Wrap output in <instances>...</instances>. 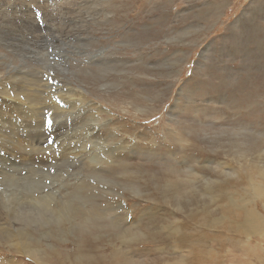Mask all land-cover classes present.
<instances>
[{
  "label": "rangeland",
  "instance_id": "obj_1",
  "mask_svg": "<svg viewBox=\"0 0 264 264\" xmlns=\"http://www.w3.org/2000/svg\"><path fill=\"white\" fill-rule=\"evenodd\" d=\"M98 2L103 11L90 19L86 36L104 55L71 60L72 70L79 71L56 80L65 88L60 100L52 92L60 85L44 88L42 76L32 70L41 63L0 42V103L17 104L23 97L21 104L32 110L42 99L63 114L57 124L72 127L64 145L68 135L82 137L90 123L86 107L72 108L76 101L65 99L84 93L89 108L96 107V122L124 142L111 158L100 153L106 162L95 167H101L105 182H96L106 188L84 191L91 220L78 212L60 220V231L55 222H45L40 229L47 234L33 231L27 239L43 249L35 257L4 242L0 233V264H260L255 254L264 255L263 237H250L246 252L232 245L244 238L235 228L200 226L198 232L194 221H203L200 207L209 203L210 190L204 186L203 194L201 178L227 180L224 188L230 190L243 180L226 169L264 172V0H0V39L44 34L45 12L71 19L77 6L90 9ZM89 60L110 61V67L81 69ZM99 74L102 80L93 81ZM66 82L74 93L66 91ZM0 110L16 112L6 104ZM54 149L63 153L62 146ZM114 177L122 181L115 184ZM115 194L124 201L121 216L100 218L101 209L112 213ZM226 202L207 204L209 215L223 212ZM177 226L178 232L171 231Z\"/></svg>",
  "mask_w": 264,
  "mask_h": 264
},
{
  "label": "bare ground",
  "instance_id": "obj_2",
  "mask_svg": "<svg viewBox=\"0 0 264 264\" xmlns=\"http://www.w3.org/2000/svg\"><path fill=\"white\" fill-rule=\"evenodd\" d=\"M87 1L89 2V0ZM77 9L76 14L72 12L73 16L71 19L62 16L56 17L53 13L48 14L45 12L43 19L40 21L42 25L40 22L38 23L41 28L47 31L44 34H32L28 39V35L18 37L16 33H11L9 38L2 39L4 35L0 39L6 50L7 48L12 50L14 48L21 52L26 51L33 61L41 63L42 66L35 67L36 70H32L38 74V77L42 76L39 79V83L44 88L54 86V84L60 85L58 91H52L54 99L58 100H60V95L63 94L65 88L56 80L62 79L65 74L73 76L79 71V69L78 71L72 70L71 67L74 68V66H71V60H77L78 56L89 57V59L93 60V58L100 57L105 51L101 48H92V44L88 39L90 37L88 32L91 29L89 24L93 23L90 19L94 20L100 16L103 11V3H94L90 9L87 6L84 9H80L77 6ZM109 62L92 64L89 60L87 64H81V66L79 64V66L81 69L86 67L92 72L94 70H101L99 72H102L110 67L107 65ZM10 64L11 61L9 60L7 65L10 66ZM20 70L21 67L18 66L16 72ZM57 72L61 74H56ZM57 75L60 76L58 77ZM102 77L103 75L99 74L98 77H93L92 80L100 82ZM75 79L86 84V82H82L78 78ZM66 86V91L74 93L68 88V82H66ZM76 96L78 97L73 98L70 95L65 99H74L76 101V107L72 108L82 105L86 107L89 112L88 119L90 123L85 125L86 131L83 132L82 137L78 134L76 137L68 135L64 145L60 142H62L65 134L72 127L67 122L57 124V120L63 117V114L52 112L42 99L37 103V107L32 110L25 109L26 105L21 104L24 99L22 96L17 104H11L10 102L0 103V105L6 104L16 110L15 113H4L0 110V233L4 234V242L30 257L39 256L43 249L38 243L37 247L34 245V247L29 246L27 239L30 240L29 236L33 231L36 234L38 232L42 236L47 234L49 232L48 229H40V227L45 226V222L48 225L51 222H55L57 224L56 229L60 231V220L64 218L73 219L78 212L84 213V221L91 220L94 217L88 213L86 203L87 201L90 202V199L85 196L84 191L85 189L105 187L96 182V180L100 183L105 182L101 167H95L106 162L103 160L104 158H101L102 156L100 157V153L105 154L107 158H111L116 150L124 148L123 140L118 141L116 134L111 136L112 134L109 135L107 133L106 124L96 122L94 118L97 112L92 110V108L96 107L89 108L87 96L80 92H76ZM49 120L53 124L51 128L48 123ZM72 143L73 147L71 146ZM57 145L63 147V153L54 149ZM8 147L11 149H8ZM86 161L89 163L93 162V165L87 164ZM248 168L249 166L238 168V170L226 169L223 171L226 174L238 176L236 179L243 180L242 184H238L240 187L237 189L229 190L227 186L224 188L225 184L229 183L227 180L224 182L222 178H201L203 194L204 186L210 190L208 195L209 203L207 204L217 205L220 198L227 200V202L224 211L219 212V215L213 213L209 215L207 204L205 206L202 205L200 213H205L204 219L203 221L200 219V222L194 221L198 224L196 226V231L198 232H200L202 226L210 227L213 231L222 225H226L227 230H229V227L235 228L239 232L238 235H242L244 238L234 239L233 242L231 237L228 239L233 243V246L242 248L246 252H250L251 246L248 244L250 237L261 236L264 238V172H258L257 170L253 172L252 169ZM253 173L256 174V177ZM107 178L109 179V177ZM111 179L115 184L122 181V178L114 177ZM132 186L134 189L137 188L135 182H132ZM224 189H226V195L219 194ZM112 190L115 191L113 188ZM116 195H113V198ZM113 202L116 206L112 207V213L109 212V208L101 209L100 218L109 217L117 221V218L122 214L121 209L123 210L124 201L114 198ZM93 203L94 201L91 202V204ZM114 208H116L115 212H113ZM105 212L107 213L106 215ZM93 215H95V212H93ZM175 221L178 222L180 219H175ZM32 224L36 226L29 228ZM180 229L177 226L171 231L176 233ZM185 237H187L186 234ZM202 239L203 237H200L196 240L198 246ZM192 243L188 244L189 248L194 246ZM255 255L258 262L264 264V255L257 253Z\"/></svg>",
  "mask_w": 264,
  "mask_h": 264
},
{
  "label": "snow or ice",
  "instance_id": "obj_3",
  "mask_svg": "<svg viewBox=\"0 0 264 264\" xmlns=\"http://www.w3.org/2000/svg\"><path fill=\"white\" fill-rule=\"evenodd\" d=\"M49 116H51V114H49ZM48 123H49V124H51V123H52V121H51V120H49V121H48Z\"/></svg>",
  "mask_w": 264,
  "mask_h": 264
}]
</instances>
